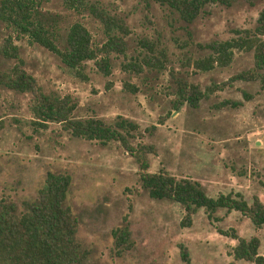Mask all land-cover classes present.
Returning a JSON list of instances; mask_svg holds the SVG:
<instances>
[{
  "label": "rangeland",
  "instance_id": "374dc122",
  "mask_svg": "<svg viewBox=\"0 0 264 264\" xmlns=\"http://www.w3.org/2000/svg\"><path fill=\"white\" fill-rule=\"evenodd\" d=\"M10 1L27 4L32 20L57 31L59 46H64L69 26L82 23L90 31L96 60L109 61L108 74L94 59L83 61L79 74L20 31L12 21L15 5L0 0V46L6 39L18 46L22 67L42 89L71 95L78 103L74 117L94 116L107 123L124 117L137 128L129 136L134 151L117 140L102 143L74 136L59 122L42 128L32 121V94L0 84V204L12 202L20 214L25 201L38 198L47 172L68 173L71 183L64 204L77 217L76 239L88 251L82 264H253L233 258L236 239L221 234L218 227L233 228L246 238L258 236V251L264 255V225H254L240 211L221 208L219 219L213 220L199 208L191 223L182 225L181 204L153 198L141 185L137 158L139 146L151 144L152 152L141 153L148 171L197 179L210 195L237 191L248 201L257 194L264 202L261 82L228 81L196 107L174 105L180 78L204 90L253 67L252 49L235 48L228 64L208 70L198 69L195 60L210 52L209 42L252 29L264 0L208 3L191 22L159 0H86L84 5L69 0ZM93 5L122 22L123 28L113 30L122 35L124 52H103L106 30L91 14ZM15 62L0 51V71ZM124 225L130 230L126 248L117 245L113 235Z\"/></svg>",
  "mask_w": 264,
  "mask_h": 264
},
{
  "label": "trees",
  "instance_id": "16d2710c",
  "mask_svg": "<svg viewBox=\"0 0 264 264\" xmlns=\"http://www.w3.org/2000/svg\"><path fill=\"white\" fill-rule=\"evenodd\" d=\"M174 11L186 22L193 21L202 8L208 3L230 5L235 0H159ZM253 3L254 0H246ZM15 5L13 23L25 34H29L34 41L57 54L68 67L82 74L79 66L85 60L94 59L101 70L110 72L109 61L105 57L96 60L97 54L91 41L90 31L80 22H74L65 33V44L57 43L58 33L32 20L29 6L25 3L11 2ZM72 4L84 5L86 0H69ZM91 14L99 18L106 30V41L102 44L105 53L116 50L124 52L125 41L122 35L114 32L117 26L123 28L122 22H117L102 8L89 7ZM237 36L230 39L212 41L207 44L210 52L195 60L200 70L211 69L215 64H228L234 54V49H252L253 67L236 72L226 82L213 83L202 90L198 84L180 78L175 90V108L183 103L198 106L202 98L208 93L220 89L228 81L259 80L264 87V7L258 13L256 24L252 29L236 30ZM0 51L7 57L15 58L16 62L7 71H0V84L19 91L32 94L33 102L30 106L33 123L39 127H46L49 122L63 123L72 135L86 139H97L102 143L109 140L119 141L127 150L134 151L129 136L137 125L131 120L119 117L113 123L89 116L74 117L73 112L78 103L71 95H54L45 92L37 83L36 78L23 67V60L18 54V46L10 39L0 46ZM158 61H160L158 59ZM161 65V63H160ZM78 69V70H77ZM226 101V100H225ZM228 103V101H226ZM226 102L223 101L225 104ZM138 161L142 172L141 185L153 198L169 199L182 205L185 213L182 225L191 223L192 215L199 208H203L208 219L218 220L219 209L226 211L237 210L250 218L256 226L264 225V202L257 194L248 201L241 192H219L210 195L203 184L191 177H176L164 170L148 171V162L141 153L153 151L151 144L139 146ZM71 183V176L62 172H47L42 187L38 190V198L25 201V210L17 214L16 206L12 202L0 204V264H82L88 251L76 239L78 219L64 201ZM221 234L236 239L231 254L235 259H244L253 264H264V255L259 253L260 239L256 235L249 238L241 236L231 228H217ZM116 244L122 248L130 245V230L124 225L113 230ZM183 257L186 250L183 249Z\"/></svg>",
  "mask_w": 264,
  "mask_h": 264
}]
</instances>
